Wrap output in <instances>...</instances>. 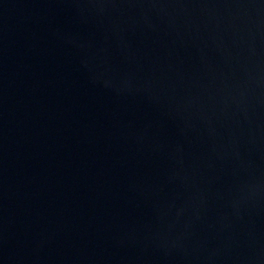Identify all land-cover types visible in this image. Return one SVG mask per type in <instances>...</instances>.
<instances>
[{
	"label": "water",
	"instance_id": "water-1",
	"mask_svg": "<svg viewBox=\"0 0 264 264\" xmlns=\"http://www.w3.org/2000/svg\"><path fill=\"white\" fill-rule=\"evenodd\" d=\"M0 264H264V0H0Z\"/></svg>",
	"mask_w": 264,
	"mask_h": 264
}]
</instances>
